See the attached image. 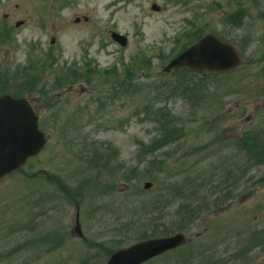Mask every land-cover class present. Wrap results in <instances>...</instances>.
Segmentation results:
<instances>
[{
	"label": "rangeland",
	"instance_id": "374dc122",
	"mask_svg": "<svg viewBox=\"0 0 264 264\" xmlns=\"http://www.w3.org/2000/svg\"><path fill=\"white\" fill-rule=\"evenodd\" d=\"M199 26L229 38L248 67L203 84L166 72L177 42L193 39L180 33ZM8 90L31 96L50 140L0 180V260L102 264L131 243L100 217L113 203L129 229L189 208L186 251L203 257L187 264H264V245L245 247L251 230L264 240V165L245 167L243 139H231L264 113V0H0V94ZM94 149L106 158L96 162ZM152 207L161 219L141 220ZM169 254L148 264H176Z\"/></svg>",
	"mask_w": 264,
	"mask_h": 264
},
{
	"label": "water",
	"instance_id": "95a60500",
	"mask_svg": "<svg viewBox=\"0 0 264 264\" xmlns=\"http://www.w3.org/2000/svg\"><path fill=\"white\" fill-rule=\"evenodd\" d=\"M114 37L123 44L127 42L119 34ZM239 63L241 60L232 45L210 34L173 60L168 68L184 66L197 71H220ZM45 142L46 135L38 127L37 114L29 100L9 94L0 97V178L38 154ZM185 239L183 234H176L144 240L116 251L105 264H140L182 244Z\"/></svg>",
	"mask_w": 264,
	"mask_h": 264
},
{
	"label": "trees",
	"instance_id": "16d2710c",
	"mask_svg": "<svg viewBox=\"0 0 264 264\" xmlns=\"http://www.w3.org/2000/svg\"><path fill=\"white\" fill-rule=\"evenodd\" d=\"M264 123V113H261L258 117V119L251 123L250 126L248 128H246V130L244 131V138L242 141V145L240 143L241 146L244 147V155L242 157H246V159H244V166L245 167H250V169H254L256 167H261L262 165H264V132L260 131L261 128V123ZM263 125V124H262ZM93 159L97 162V161H101L103 158V153L102 151H96V149H94L93 151ZM97 152H100V154ZM243 152V150L241 151V153ZM102 153V155H101ZM128 202L133 201V199L131 200H127ZM123 205V203H119V205L116 206H120ZM198 206V205H197ZM218 206H215L214 204H212L211 206L207 205V207L205 208H217ZM127 209V208H126ZM189 208H187L185 206V208L179 210L177 209V211L175 210L172 216V221L170 223L166 222L163 225L159 226L156 225L155 227L151 228V229H143V227L145 225L143 224H147V225H151V223H147V222H142L140 224V227H136V228H130L129 229V224L126 220V212L123 211H116L115 209V205H114V216L108 217L107 218V222L108 225L111 226L115 231H117L118 233H122L123 236L127 237L128 240H141V239H145V238H149V237H154V236H162V235H168L177 231H183L185 230L192 221V219L194 217H196L195 215L191 214H184L187 213V211ZM144 208H142L140 211H143ZM145 210L148 211L147 215H144L141 217V220L143 221H157L161 218H159L155 213L158 212L157 210H159V207H152L149 209ZM105 216V215H103ZM102 216V217H103ZM128 216V214H127ZM135 217V216H134ZM132 217V218H134ZM137 219V218H136ZM139 222L140 220L137 219ZM256 230V229H255ZM260 231L264 234V226H262L260 228ZM248 238H247V242L246 245L250 246V245H259V244H264V240H261V233L259 231H254L252 233V230L249 232L248 234ZM191 245L186 246V247H181L178 248L176 250H174L173 252H171L169 255L171 254H175V263L176 264H187L186 263V259L185 257L188 256L189 254L196 259L197 257H200V259L203 257V255L200 253V250L198 251L197 248H192L190 249V251H186L187 249L190 248ZM110 251V249H109ZM109 251H107L105 254L109 253ZM11 257V255L6 256L5 258H3L2 260H0V264H10L9 263V258ZM183 259V261H181V259ZM80 261V260H77ZM77 261H75V264H91L92 261L87 260V259H82L80 262L77 263ZM166 262V261H165ZM190 263H195L194 261H189L188 264ZM154 264V263H153Z\"/></svg>",
	"mask_w": 264,
	"mask_h": 264
}]
</instances>
